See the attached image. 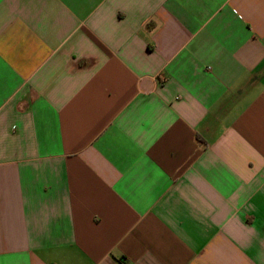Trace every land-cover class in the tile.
<instances>
[{
    "label": "crops",
    "instance_id": "0c3cea01",
    "mask_svg": "<svg viewBox=\"0 0 264 264\" xmlns=\"http://www.w3.org/2000/svg\"><path fill=\"white\" fill-rule=\"evenodd\" d=\"M0 264H264V0H0Z\"/></svg>",
    "mask_w": 264,
    "mask_h": 264
}]
</instances>
